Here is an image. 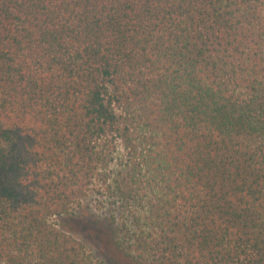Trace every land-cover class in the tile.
Here are the masks:
<instances>
[{"label":"trees","instance_id":"16d2710c","mask_svg":"<svg viewBox=\"0 0 264 264\" xmlns=\"http://www.w3.org/2000/svg\"><path fill=\"white\" fill-rule=\"evenodd\" d=\"M0 264H264V0H0Z\"/></svg>","mask_w":264,"mask_h":264},{"label":"rangeland","instance_id":"374dc122","mask_svg":"<svg viewBox=\"0 0 264 264\" xmlns=\"http://www.w3.org/2000/svg\"><path fill=\"white\" fill-rule=\"evenodd\" d=\"M90 202H92L91 199L84 201L83 206L85 209L87 208L88 203H90ZM56 220L57 219H55V222H56ZM59 221H65V223H67V225H69V226H72L74 224L73 221L68 220V219H60ZM74 225H76V228H74V230L77 231L78 233L79 232L83 233L89 228V226L84 224L83 222H81V224H74ZM81 233H79V234L81 235Z\"/></svg>","mask_w":264,"mask_h":264}]
</instances>
